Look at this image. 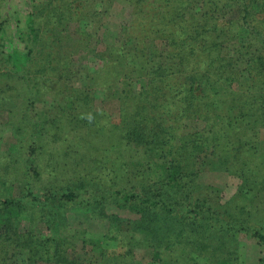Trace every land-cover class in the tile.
<instances>
[{
    "label": "rangeland",
    "instance_id": "1",
    "mask_svg": "<svg viewBox=\"0 0 264 264\" xmlns=\"http://www.w3.org/2000/svg\"><path fill=\"white\" fill-rule=\"evenodd\" d=\"M50 5L45 8L46 0H34L32 5L30 0H0V15L11 23L8 35L17 27L25 32L28 13L36 7L35 29L39 35L36 42L26 39L28 49L24 43H16L17 55L14 47L0 53V205L5 200L26 201L31 194L41 196L50 179L65 185L79 178L91 182L96 174L107 182L113 177L129 196L136 192L139 199L119 198L122 201L117 203L112 196L95 191L80 202L54 207L52 213L65 222L56 219L53 232L66 229L65 241L71 246L68 256L53 264H74V260L79 264H264V129H245L243 134L233 135L231 141L245 155L234 151L231 141L226 143L220 134L214 153L183 163L181 188L162 181L166 177L160 167L162 160L157 158L154 163L142 146L126 147L121 131L114 128L121 126L123 109L118 101L105 98L100 88L103 78L82 82L90 70H103V63L89 50L103 51L106 43L114 42L130 7L116 0L103 22L94 19L93 26L100 29L98 37L73 57L71 71L65 76L72 78L75 72V77L61 79L42 71L51 60L47 44L56 34L49 21L58 6L54 2ZM85 30L89 32L90 26ZM26 54L30 57L24 60ZM115 83L117 90L124 88L135 95L146 85ZM88 87L96 88L93 95L88 94ZM76 106L88 119L95 117L93 125L85 124L82 115L70 122L78 115L73 116ZM206 129V124L196 119L188 120L181 132L205 135ZM255 143L262 149L253 157L251 144ZM183 152H178L179 162H185ZM143 160L152 162L151 169ZM99 166L116 170L98 171ZM33 168L41 171L40 180ZM152 198L158 205L147 202ZM25 222L22 231L27 230ZM30 223L36 236L52 233H45L47 224L39 214ZM204 226L211 228L210 234L202 233L200 228ZM225 228L232 229L230 238L225 237ZM201 244L207 247L198 249ZM8 253V264H49L32 262L34 253L24 249L10 247Z\"/></svg>",
    "mask_w": 264,
    "mask_h": 264
},
{
    "label": "trees",
    "instance_id": "2",
    "mask_svg": "<svg viewBox=\"0 0 264 264\" xmlns=\"http://www.w3.org/2000/svg\"><path fill=\"white\" fill-rule=\"evenodd\" d=\"M114 1L46 0L45 8L54 2L58 12L51 14L49 21L56 34L53 33L51 44H47L51 60L42 71H50L61 79H73L75 72L72 78L65 76L71 71L73 57L88 49L94 37H98L100 29L93 26V21L98 18L103 22L110 15ZM121 1L130 7V14L121 24L114 42L106 43L103 51L89 50L91 56L103 63V70H90L82 82L94 83L99 82V77L103 78L100 88L105 98L118 101L123 109L121 126L115 125L114 128L121 131L125 146H142L154 163L157 158L162 160L160 167L165 169L167 177L162 181L168 180L181 188L183 163L214 153L220 134L228 143L233 135L243 134L245 129H264V0ZM30 2L32 5L34 0ZM97 7L102 8L97 10ZM36 11L37 7L28 13L25 32L17 27L10 35L11 23L0 15L1 54L14 47L13 52L17 55L16 43H24L28 49L26 39L35 42L39 39L35 29ZM83 22L85 28L90 26L89 32L83 30ZM22 57L26 60L30 55ZM10 58L14 60V56ZM14 62H18L17 59ZM107 70L111 71L106 74ZM126 81L129 85L136 82H145L146 85L139 95L119 88L118 84L117 90L113 85ZM90 87L87 88L88 94L93 95L96 88ZM71 101L74 103L75 99ZM76 108L72 110L73 116L78 115L70 122L78 121L82 115L85 124L93 125L94 116L88 119ZM196 119L206 124L205 135H183L184 124ZM89 129L93 131V126ZM252 139H255L254 134ZM231 146L234 151L245 155L236 142L231 141ZM251 149L255 157L262 148L255 143L251 144ZM182 151L181 158L185 162L178 161V152ZM262 158L264 164L263 154ZM144 163L151 169L152 162L143 160ZM99 167L98 171L107 170L109 173L116 170L115 167ZM33 171L40 180L41 171L37 168ZM44 188L47 190L41 196L31 194V199L26 201L5 200L0 205V264H8L10 247L33 252L32 262L53 264L68 256L71 242L65 241L66 229L60 228L56 234L52 229L59 219L65 222L61 216L52 213L54 207L80 202L81 198L91 197L95 191L112 196L117 203L122 201L119 198L139 199L136 192L129 196L113 177L107 182L98 174L91 182L79 178L65 185H58L50 179ZM155 201L153 198L147 200L158 205ZM163 209L167 211L166 206ZM36 214L47 224L45 233L51 231L53 234L34 235L29 222ZM22 222L28 225L26 231L21 229ZM204 228H200L202 233L210 234L211 228ZM225 229V237L230 238L232 229ZM200 247L207 246L201 244L198 249ZM73 263L79 264L76 260Z\"/></svg>",
    "mask_w": 264,
    "mask_h": 264
}]
</instances>
